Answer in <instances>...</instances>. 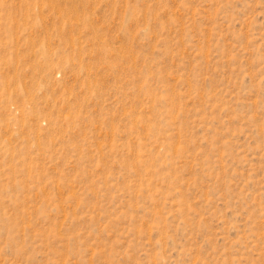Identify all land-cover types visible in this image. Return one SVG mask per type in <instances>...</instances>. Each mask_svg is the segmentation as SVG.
Returning <instances> with one entry per match:
<instances>
[{
	"label": "rangeland",
	"instance_id": "1",
	"mask_svg": "<svg viewBox=\"0 0 264 264\" xmlns=\"http://www.w3.org/2000/svg\"><path fill=\"white\" fill-rule=\"evenodd\" d=\"M0 264H264V0H0Z\"/></svg>",
	"mask_w": 264,
	"mask_h": 264
}]
</instances>
